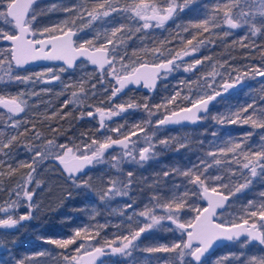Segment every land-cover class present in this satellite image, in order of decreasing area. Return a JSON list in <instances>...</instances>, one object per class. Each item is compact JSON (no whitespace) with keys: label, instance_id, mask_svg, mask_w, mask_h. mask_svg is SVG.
I'll list each match as a JSON object with an SVG mask.
<instances>
[{"label":"trees","instance_id":"1","mask_svg":"<svg viewBox=\"0 0 264 264\" xmlns=\"http://www.w3.org/2000/svg\"><path fill=\"white\" fill-rule=\"evenodd\" d=\"M97 1L75 0L74 3L69 2L66 6H78L82 2H86L87 6L91 8L95 6ZM7 2L8 0H0V10L6 7ZM148 2L163 5L167 0H148ZM119 3L125 5L131 3V0H119ZM227 3H229V0H191L183 11L178 10L173 18L165 23L163 27L150 28L147 31H135V27H139L140 23L134 24V20L127 19L126 15L123 16L122 20L117 18L119 16H113L110 19H103L102 21L92 23L91 26L82 27L77 31L78 34H82L76 38V43L92 40L94 45H100L106 39V32L110 36V29L123 23L126 25V31L128 29L132 30L131 38L129 39L125 36L124 42L119 45V54L123 56V62L129 61L134 63L135 66L141 63H154L158 60L157 54L152 51L154 47H161L162 45L165 49L181 50L182 46L177 35L178 30L180 37H183L185 40L191 38L194 33L201 31L191 27L193 23L212 16H215L219 20L223 13L222 11H216V9H223ZM61 6V0H51L49 2L38 0L33 8L36 11V19L32 27L34 29H43L62 25V22L70 19L73 14L66 12L68 16L62 18L60 14L62 13ZM231 7L233 15H236L242 9L245 11L255 9L253 3L249 1L246 3L245 0H239L237 4ZM259 21L260 17L257 16V27H260ZM214 23L215 21L210 20V31L197 35V41L205 40V43L200 45L198 51H196V55L186 62L178 63L182 66L168 73L166 79L162 80L161 78L158 88L153 93L145 94L129 90L121 97L110 99L113 86L104 79L106 69L104 73H101L96 69L90 68L87 63L82 62L80 66H85L84 68L80 69L77 66L72 71L65 70L61 72L60 80L56 83L53 81L42 83L33 77L32 93L27 95L25 99L28 106L20 116H13L12 121L8 120V116L11 114L0 108V140L7 141L12 135H18V139L12 143L11 147L5 149L6 152L11 153V156H0V160L4 161L3 165H0V169L5 173L0 176V209H8L7 211L0 210V216L7 215L12 216L13 219H18L19 216L26 215L31 211L30 219L20 221L17 224V229L11 232L6 231V233L0 236V264H18L21 261L23 264H37V262L39 264H66L63 259L64 255L79 257L80 253L75 252L74 249H76L77 244H80L81 241L77 240L76 244L69 245L67 249H61L55 245L45 243V240L70 238L73 236L75 230L83 227H87L91 235L101 231L99 224L108 218L107 211H105L103 204L99 200L84 196L80 190L64 191V194L58 197L50 206H41L33 211L26 205L25 207L21 206V203L26 204V202L22 196L18 197L16 194L20 191L19 185L24 182V179L30 172L28 168H19V162H31L32 160L33 153L29 151V147L43 145L48 139H54L57 145L63 144L76 149L74 145L82 147L84 144H90L91 139L100 140L98 136L100 133L98 131L99 114L95 111L97 107L107 110L118 104L119 101L125 104L134 102L137 105L147 103L152 107L156 103L166 100L174 92H178V90L187 93L190 99L195 92L193 90L194 86L191 84L192 80L196 79L198 82H201L203 80L201 74L204 71L207 72L210 64H215V71L218 76L222 73V69L238 72L239 74L247 72L248 75H244V81L248 82V86L215 104L205 117H210L215 111L218 112V115H227L252 104L257 110L256 118H261V111H264V80L255 81L254 77L256 74L249 71V69L258 67L264 70V28H261L260 32L253 34L251 28L248 26L237 29H228L226 26L216 28L213 27ZM76 25L80 26L81 24H77L76 21ZM185 28L188 30L184 31ZM0 29L10 31V25L0 20ZM224 31H228L230 34L224 36ZM50 35L51 33H45V37ZM124 35V33L118 34V36ZM197 41H194V44ZM6 47V45L0 42V50ZM111 47L109 46V50ZM196 59H201L203 62L196 65L194 70L185 72L183 66L194 62ZM46 68L59 70L61 67L50 66L17 71L21 75H31L32 73L42 72ZM87 71L90 74L84 73ZM109 80L115 81L111 76ZM5 84L6 82L0 83V93L9 95L4 89ZM11 85L13 87V83ZM26 86L28 85H24V88ZM81 87L83 88V93L80 91ZM73 92L86 98L83 99L82 103L69 102L72 101ZM189 99H185V101L179 99L178 103L173 104L174 110L190 106L191 102ZM65 102H69L66 107H64ZM134 110H136V114L132 113ZM90 111L93 112V116L91 117L87 115ZM168 111L169 108L154 109L153 116H163ZM251 112L252 109L249 108V112L242 113V116H247ZM54 113L55 115H53ZM125 113L131 119L132 116H136L138 113L149 120L152 119L151 116L146 115L147 112L142 107L128 109ZM211 117L201 119L200 123L193 128H163L166 133L176 132L181 129L182 132L197 131V134L190 135L192 136L191 140L183 148L179 147L180 143H171L167 148L155 147L154 151L159 149L160 154L157 156L155 162H151L147 168L143 169L141 173L142 182L139 184L140 188H138L139 195L151 200L154 193H159L161 201H165L173 193L182 194L185 187L195 189L196 186L187 184V178L183 176L170 174L165 178L160 174L173 167L180 169L190 167L192 164L197 163L201 157H204L210 147H224L230 140L242 141L244 142V147L250 148L252 151L259 150L260 146L264 145V140H261V135H264V129L253 128L250 124H229L227 122L220 124ZM110 120L109 123L108 121H104L107 126L106 131L113 138H117L119 136L118 133L109 132L108 128L112 124H116L115 122H122L123 117L117 116ZM13 121L22 122L16 128L9 127L8 125ZM144 128V132H139L138 135L132 136L131 140L142 143L155 130V122L152 121V123L147 124ZM52 129H58V131L53 132ZM21 132L24 135H19ZM37 132L40 133L39 139L35 135ZM246 133H252V135L245 136ZM113 148L120 149L115 146ZM110 150L111 148L106 152ZM207 159L212 160L213 158L207 157ZM51 160L53 159L37 162L35 165L36 172L33 173L34 179L32 184L29 185V190H34V192L41 190V188L36 187V183L43 169L48 165H54ZM9 164L13 169H18L11 175H8ZM229 168L236 170L239 168V165L235 161L231 165L221 163L210 168L206 175H221L224 178L225 175L230 173ZM241 171L246 173L248 170L241 169L237 171L236 174L240 177ZM257 173L260 176L259 168L257 169ZM59 175H61L64 181L67 180L61 173ZM260 182L262 183L260 184ZM208 183L209 186L213 185L211 180ZM263 188L264 180L259 177V179L253 182L251 191L257 190L264 193ZM13 201L16 202V207L12 206ZM152 202L155 203L154 201ZM193 202H195V206L203 208L200 197L189 196L187 198L189 205H192ZM262 203H264V198ZM155 212L157 215L166 214L162 208L155 209ZM195 215V212L186 207L181 211L180 219L181 221L192 220ZM252 220L258 221V217L249 219V222L251 223ZM167 224L169 226L172 225L171 221H161L153 229L143 233L136 243L141 244L143 247L168 244L170 242V235L161 236L164 230L163 227ZM145 235L146 239L142 238ZM166 237L169 238L165 239ZM244 241L246 240L235 241L217 250L209 256L214 258L210 264H216V261L224 256H228L229 259L223 260L222 264H247V260L251 256L264 255V252L261 251L264 246L248 243L245 247L242 243ZM41 252L45 254L39 255ZM111 257L115 258L116 264L128 263L127 261L124 262L118 254L107 255V258ZM137 258L136 262L142 264L141 259Z\"/></svg>","mask_w":264,"mask_h":264},{"label":"snow or ice","instance_id":"2","mask_svg":"<svg viewBox=\"0 0 264 264\" xmlns=\"http://www.w3.org/2000/svg\"><path fill=\"white\" fill-rule=\"evenodd\" d=\"M191 2V0H167L163 5L155 2H148V0H131V3L121 5L119 0H98L95 6L89 8L86 2L77 5L66 6L63 11L72 13L70 19H66L62 22V25L56 27H46L43 29H34L32 27L33 22L36 19V11L33 9V4L36 0H8L6 7L0 10V20L8 23L12 31H5L0 29V42H9L8 46L3 50H0V83L5 82V76L9 81H16L20 83L34 82L33 77L42 83H50L53 80H60L59 75H51L52 68H48L43 72H37L29 74L13 75V68H24L26 65L36 61H63L68 68L75 66L74 62L79 57H84L91 64L96 65L101 73H104L105 66H108V75H111L115 80V87H113L110 99L114 98L118 93L123 91L129 84L139 85L141 81L146 88H154L156 79L158 76L166 77V75L173 70L181 67L177 61H183L185 56L194 55L198 51L200 45L205 43V40L197 41V35H202L205 32H209L210 20L215 21L213 27L220 28L226 26L228 29H237L248 26L251 28L253 34L261 31L264 28V0H254L257 7L252 11L240 10L236 15H233L232 5L237 4L239 0H229V3L225 4L223 9L217 8L216 11H222V17L217 20L215 16L205 18L200 22L193 23L191 27L201 30L198 33H194L191 38L184 39L178 37L181 43V50L165 49L161 47H154L152 51L157 54L159 62L149 66L146 63H142L139 66L128 67L123 62V56L119 55V45L124 42L125 36L131 38V29L126 31V25L121 23L113 26L110 29V36L105 33V41L100 45H94L92 40L82 41L75 43L73 37L76 32L82 27L91 26V24L105 17L112 16L113 13L129 14L127 19L134 20L139 19L144 21L139 27H135V31H141L142 29L161 28L164 24L173 18L177 11H183L184 8ZM247 3L248 0H245ZM257 16L260 17V27H257ZM10 18V19H9ZM90 18V19H89ZM82 21L80 26L76 25V21ZM188 29L185 28L184 31ZM45 33H51L50 36L45 37ZM124 33V36H118V34ZM230 33L224 31L223 35L228 36ZM206 39V38H205ZM194 41H197L194 44ZM186 45V47H185ZM109 46H112L109 50ZM6 53V54H5ZM111 53V55H110ZM113 61L120 63L121 67L125 71L117 72L116 66ZM201 59H196L194 62L187 63L183 66L185 72L194 70L196 65L201 64ZM7 66V67H5ZM66 69L61 67L60 72H64ZM256 75L264 76V71L255 67L249 69ZM243 75L247 76L245 72ZM241 77L238 75L234 78L233 83L224 82L219 85L224 91L229 88L235 87V84L240 82ZM95 87V85H93ZM207 87L211 88L212 83H207ZM47 91V90H45ZM81 93L83 88L81 87ZM221 95V92L215 91L214 94H208L206 97L196 99L191 102L190 107L180 108L179 111L172 110L170 114L164 115L162 118L155 122V126L167 124H177L182 121H189L196 123L198 120L205 119L199 113H207L208 103L214 100L216 96ZM24 93H17L16 95H5L0 93V108L6 109L8 114V120L12 121L13 116H17L25 111L28 106L27 100L23 99ZM180 96L179 92H176L172 96L168 97L164 104H158L150 107L147 103L143 105H137L134 102H128L127 104L118 103L112 108L104 109L101 107L96 108V113L99 114L100 126L103 129L105 127V118L111 119L113 116H118L128 109H136L142 107L150 117L154 114V109L166 107L167 105L175 103L177 97ZM86 97L79 96L76 92L72 93L73 103H82ZM184 99H189L185 96ZM65 102L64 107L67 106ZM249 108L252 112L247 116H242V113H248ZM195 110V111H194ZM257 110L252 104H249L242 109L232 112L227 115H217L212 117L217 123L224 124H250L253 128L264 129V111H261L260 119L256 118ZM55 115V113L53 114ZM83 115V114H82ZM89 117L93 116V112H88ZM22 121H13L8 126L16 128ZM146 123H152L151 120ZM53 132H57L58 129H52ZM109 132L120 133L117 138H113L110 135H105L102 140L91 139L90 144H84L82 147L75 146L76 151L72 147L67 145H57L54 139H48L43 145H34L29 147V151L33 153L31 162L23 161L19 162V168H28L30 172L27 174L24 182L19 185L20 191L17 192V196L25 200L29 209H32L34 205L31 203L34 190H29V185L33 182V173L36 172L35 165L38 161L42 160H58L63 165V171L68 175L69 180L76 187H91L87 180L77 179L79 173H81L85 167L93 165L94 163H104L105 153L108 149L119 147L122 151L119 157L112 155L113 160L118 162L113 164L112 167L120 171V165L125 160L130 161L143 166L142 162L155 159L157 153L154 151L155 144L151 141V137L145 140V143L140 148L136 147L139 141H132L131 137L138 135L139 132H144L145 128L139 124L133 125L130 130L121 132L120 127H109ZM19 135H24L23 132ZM36 138L39 139L40 133H35ZM215 135V133H213ZM252 133H246L245 136H251ZM18 139V135H12L7 141L0 140V156L10 157L11 153L6 152L5 149H9L14 141ZM261 140H264V135H261ZM159 144L167 145L168 140H159ZM188 141L181 142L179 147L186 146ZM90 150V151H89ZM79 153V154H77ZM207 157H212V160H208ZM243 157V159H241ZM223 158V159H222ZM235 161L239 168L233 170L229 168L232 176H235L237 171L241 169L248 170L246 173L241 171L240 175L243 180L241 183L234 184L233 187H229V183L222 182L218 185L213 184L209 186V181H223L221 175H206L210 168L215 165L225 163L231 165ZM4 161L0 160V165H3ZM11 175L18 169H13L8 165ZM260 169V177L264 180V145H261L259 150L252 151L250 148L244 147L242 141H228L224 147H210L205 153L204 157H201L197 163L192 164L186 169H180L173 167L169 170L163 171L160 175L162 177H168L170 174H177L187 178L186 183L195 185V189H189L185 187L182 194L173 193L172 196L165 201H161L159 193H154L151 197V203L146 205L144 210L138 213V216L144 217V221L140 223L142 226L138 228L129 227L128 233L117 237L119 243L116 240L112 242L105 241L103 245L95 246L92 244L85 245L84 241L91 238V234L87 227H83L74 231V234L70 238L60 239H47L45 243L55 245L57 248L67 249L69 245L76 244L77 240L81 243L77 244L75 252L80 253V256L64 255L63 259L66 264H80V261L87 257L86 264H95L96 260L101 256L118 254L122 258H128L133 256V252L136 250H142L145 253H175L174 257H165V264H201L202 257L209 251L210 248L217 242L222 240L234 241L239 240L241 235H246L247 240L242 242L243 246H247L248 243L253 241L259 245L264 246V224H259L258 221H264V203H261L258 210L250 212L246 211V216L240 218V222L230 223H216L213 221V217L216 216V209L222 207L224 202L227 201L230 196L247 188L252 183V178L257 176V169ZM5 173L0 169V176ZM133 171H127L125 180H109L106 188L101 190L100 199L109 200L114 199L117 196L129 195V190L133 183L132 177ZM40 183L37 181L36 187H39ZM219 189H228V193L224 194ZM189 196H198L207 200V207L200 208L195 206V202L192 205L187 203ZM264 196V193H261ZM12 206L16 207V202H12ZM252 202L248 203V208H251ZM127 207L131 208L132 204H128ZM189 208L195 212L196 215L192 220L181 221L180 213L183 209ZM162 208L165 211V215H155V209ZM7 211L8 209H0ZM134 214H136L134 212ZM123 215V212H121ZM249 223V219L256 218ZM31 218V211L26 215L19 216L18 219H13L12 216H8L5 219H0V228H14L22 221ZM132 219L131 216L128 217ZM168 220L176 226V229L180 230L181 236L186 235V240H180L171 244H157L150 245L141 248L136 241L139 240L141 235L151 229L155 225L160 224L161 221ZM189 229H192L189 231ZM83 250V251H81ZM264 252V248L261 249ZM41 252L39 255H44ZM158 259H160L158 257ZM229 259L228 256H224L216 261V264H222L223 260ZM23 264V262H18ZM39 264V262H37ZM101 264H104L101 261ZM116 264V262H114ZM132 264H138L133 261ZM247 264H264V255H253L247 260Z\"/></svg>","mask_w":264,"mask_h":264},{"label":"rangeland","instance_id":"3","mask_svg":"<svg viewBox=\"0 0 264 264\" xmlns=\"http://www.w3.org/2000/svg\"><path fill=\"white\" fill-rule=\"evenodd\" d=\"M40 1L49 2L51 0H40ZM248 1L253 3L255 8L257 7V4L254 2V0H248ZM125 15L128 16L129 14L125 13ZM103 19L105 18L98 19L94 21L93 23L102 21ZM138 22L140 23V25L144 23V21H141L138 18L134 19V24ZM77 24H82V21L77 20ZM147 30L149 29H142V31H147ZM81 34L82 33L77 34V37H79ZM155 62H158V60H156ZM113 63L116 66L117 72L125 71V69L121 67L120 63H118L117 61H113ZM124 64L127 65L128 67L135 66L134 63L129 62V61L124 62ZM78 67L82 69L85 66H80L79 64ZM46 69L42 70V72L45 71ZM215 70H216L215 64H210L208 66L207 72L204 71L201 74V78L203 79L201 82H198L196 79L192 80L191 84L194 86L193 90L195 92L193 94V97L189 99L190 102L196 99L202 98V97H206L208 94H212L213 92L219 90L220 89L219 85L224 82H227V81L234 82V78L238 75L241 77L240 81L245 80V76L243 74H239L238 72H232L230 70L222 69L221 70L222 73L218 76L216 75ZM107 72H108V68L106 69V74L104 76V79H106L107 83H111L112 86L115 87L116 86L115 81L109 80V77L111 75H108ZM16 73H19V72L13 69V75H15ZM60 73L61 72L58 69H53V72L51 73V75L60 76ZM84 73L90 74L88 71ZM166 78L167 76L162 78V80ZM58 81L59 80H53V82L55 83ZM5 82L6 84H5L4 89L6 90V93L9 95H16L17 93H24V96L22 98L26 99V96L32 93L31 92L32 86H33L32 82L26 83L28 85L26 86V88H24V85H26L25 83L9 81L7 76H5ZM12 83H13V87L11 85ZM207 83H212V87L211 88L207 87ZM178 92L180 93V96L177 97L175 103L176 102L178 103L179 99L185 101L184 97L185 96L188 97L187 93L180 92L179 90ZM175 93L176 92H174L173 94ZM115 97H117V95ZM164 102L165 100L162 102H158L155 105L164 104ZM118 103H123V102L119 101ZM173 104H170V105H167L166 107H161V108L162 109L169 108L168 113H170L172 110H174ZM132 113L136 114L137 112L136 110H134ZM217 115H218V112L215 111L213 112V114L210 115V117L211 116L214 117ZM118 116L123 117L122 122H115L116 124H112L110 127H120L121 132L130 130L132 126L136 124H139L143 128L147 124H149V123H146V121H148L149 119H147V117L141 116V114L139 113L136 116H132V119L129 118L128 114H126L125 112H123L122 115H118ZM114 117H117V116H113L111 119H113ZM161 117L162 116L151 115V118H152L151 120L153 122H156ZM210 117H207V119ZM105 121H108L109 123V121L111 120L105 118ZM98 123H99L98 131L100 132L98 136L100 137V140H102L105 135H109V134L106 131L107 126L105 123H104L105 127L103 129L101 128L99 118H98ZM195 134H197V131L182 132L181 129L176 132L166 133L163 128L156 127L155 130H153L148 137H151V141L155 144V147L157 146V147L167 148V146L171 143H181L184 141H189L192 138V136L190 135H195ZM118 135H120V133H118ZM164 139L168 140V144L166 146L158 143L159 140H164ZM144 143H145V140L142 143L136 144V147L140 148L141 146L144 145ZM73 150L76 151V149H73ZM121 151L122 149L111 148L110 151L105 153L104 163H94L93 171L91 173H89L88 175L84 177L77 178L78 180L80 179L87 180L91 187H76L73 185V183L69 179L64 181L61 175H59L60 173L59 170L54 165H48L47 167L43 169V172L39 174L38 182L40 183L39 188H41V190H36L34 198L32 199V202H31L34 205V207L31 210L32 211L37 210L41 206H45V207L50 206L56 201V199H58V197L64 194V191L70 192L71 190H74V191L80 190L84 196L92 197L94 199L99 200L103 204V208L105 209V211H107V215H108V218H106L99 224L101 226V231L96 232L95 234L91 235V238L89 240L84 241L85 245L92 244L95 246H100V245H103L105 241L112 242L113 240H116V243H119V240H117L116 238L122 235H126L128 233L130 226L132 228H138L142 226L140 222L144 221V217L138 216V213L144 210L145 206L149 205L150 202L153 203L150 199L139 195L138 188H140L139 184L142 182L141 173L143 169L147 168L151 162H155L157 156L160 154V150L156 149L155 150V152L157 153L156 158L148 160L147 162H142L143 163L142 167L138 164L131 163L130 161L125 160L120 165V171H117V169L112 167V165L117 163L118 161L113 160L112 155L119 157V154ZM109 153H111L112 155H109ZM130 170L133 171L134 175L132 177L133 183L131 185V189L129 190V195L117 196L114 199H109V200H101L100 199L101 190L107 187L109 180L110 179L111 180H125L127 179L126 173L127 171H130ZM259 177H260L259 173H257V176L252 178V183L247 188L231 196L232 200L229 203L228 208L222 214L218 215L217 217V221L219 223L240 222V218L242 216H246V211L250 212V211L256 210L259 207V205L263 201L264 196H261L262 192L260 191H257V190L251 191L253 182L259 179ZM222 182L229 183V187H233L234 184L241 183L243 182V180L237 174L235 176H232L231 173H228L227 175L224 176L223 181H212V183L216 185ZM261 183L262 182H260V184ZM219 191L228 193V189H219ZM250 201L252 202L253 206L251 208H248V203ZM128 204H132V207L131 208L127 207ZM25 205L27 206V203L26 204L21 203V206L25 207ZM121 212H123V215H121ZM134 212L136 214H134ZM154 214L157 215L156 212H154ZM129 216L132 217L131 220L128 219ZM7 217H8L7 215L0 216V219H5ZM12 229L13 230L17 229V225L16 227ZM163 229L164 230L161 236L170 235V242L168 244H171L173 242H178L180 240H184V236H181L180 230L176 229V226L174 224H172L171 226L167 224L163 227ZM4 233H6V231L3 228H0V236L3 235ZM145 237L146 235L143 236L142 238H145ZM168 238L169 237H166L165 239H168ZM139 245L141 246V248H143L141 244ZM174 256H175V253L148 254V253L143 252L142 250H136L133 252L132 257H128V258L121 257V259L124 260V262L127 261L128 263L126 264H132L133 261H136L137 257H139L137 259H141L142 264L143 263L144 264H155V262L156 264H165L163 258L174 257ZM158 257L160 259H158ZM213 259L214 258L212 257H209V258L207 257L201 262V264H210V262L213 261ZM114 262H116L115 258L111 257V258H107L104 261V264H114Z\"/></svg>","mask_w":264,"mask_h":264},{"label":"water","instance_id":"4","mask_svg":"<svg viewBox=\"0 0 264 264\" xmlns=\"http://www.w3.org/2000/svg\"><path fill=\"white\" fill-rule=\"evenodd\" d=\"M33 5H34V4H33ZM9 19H10V18H9ZM168 21H169V20H168ZM46 37H48V36H46ZM74 37H75V36H74ZM74 37H73V40H74ZM2 43L5 44V45H8V44H9V42H7V41H2ZM195 55H196V52H195L194 55L185 56L183 61H177V63H183V62H186V61H188L189 59H192ZM82 62L87 63V65H88L90 68H92V69H96L97 71H99L96 65L91 64V62L88 61L87 59H85L84 57H79V58H77V59L75 60V62H74L75 66L72 67V68H68L67 65L64 64L63 61L56 60V61H36V62H33V63H30V64L26 65L24 68H14V69H15V70H18V71H26V70L33 69V68L48 67V66H58V67H63V68H65L67 71H72V70H74V69H75L80 63H82ZM154 63H157V62H154ZM154 63H146V64H148L149 66H151V65L154 64ZM141 64H142V63H141ZM139 65H140V64H139ZM139 65H137V66H139ZM107 68H108V66H105V69H107ZM262 71H264V70H262ZM99 72H100V71H99ZM162 76H163V73H161V76H158V77H157L154 88H146V87H144V83H143V81H141L139 85H135V84H129V85H127V87H125V88L123 89V91H121L120 93L117 94V97H121V96H123V95H124L127 91H129V90L139 91V92H143V93H145V94L153 93V92H155V90L158 88ZM254 79H255V81H262V80H264V76L256 75V76L254 77ZM227 82H229V83H233V82H231V81H227ZM116 86H117V85H116ZM247 86H248V82L243 80V81H240V82L236 83V84H235V87L229 88L227 91H224L223 88L220 87V89L217 90V91L221 92V95L216 96V98H215L214 100H211V101L208 103V111H207V113H203V112H201V113H199V115L202 116V117H205V116L209 113L210 109H211L215 104H217V103L220 102L221 100L225 99V98L228 97L229 95H231V94H233V93H236V92H238V91H241L242 89H244V88L247 87ZM212 94H214V92H213ZM190 106H191V105H190ZM190 106H188V107H190ZM1 109H2L3 111L6 112V109H3V108H1ZM177 111H179V110H177ZM194 111H195V110H194ZM21 114H22V113H20V114L17 115L16 117L20 116ZM167 114H170V113H167ZM165 115H166V114H165ZM163 116H164V115H163ZM163 116H162V117H163ZM162 117H161V118H162ZM200 121H201V120H198L196 123H192V122H189V121H182V122L177 123V124L160 125V126L157 127V128H167V129H173V128H193V127H196V126L200 123ZM51 162H52V164L55 165V167L59 170V172H60L64 177H66L67 179H69L67 173H66L65 171H63V165H61V164L59 163L58 160H51ZM92 170H93V165H90V166L85 167V169H84L81 173L78 174L77 178H81V177H84V176L88 175ZM223 193H224V192H223ZM224 194H226V193H224ZM200 199H201V201H202L203 208H204V207H207V200H205V199H203V198H200ZM230 201H231V196H230V198H229L227 201L224 202V204H223L222 207H218V208L216 209V216L213 217V221H214V222L219 223V222L217 221V217H218V215L222 214V213L227 209V207H228ZM259 222H260V224H264V221H259ZM249 223H250V222H249ZM258 227H259V225H258ZM3 229H4L5 231H8V232H11V231L13 230L12 228H3ZM191 230H192V229H189V231H191ZM186 238H187V237H186V235H185V236H184V240H186ZM243 239H244V240H247L248 238H247L246 235H241L240 238H239V240H243ZM239 240H234V241H227V240L217 241V242L212 246V248H210L209 251H208L207 253H205L204 257H202L201 262H202L205 258H207V257H209L210 255H212L213 253H215L217 250H219V249H221V248H223V247H225V246H227V245H229V244H231V243H233V242H235V241H239ZM251 244H253V245H259V244H258L257 242H255V241L251 242ZM79 256H80V255H79ZM106 258H107V255H106V256H101V257H99V258L96 260L95 264H101V261L104 262V261L106 260ZM87 260H88V258H87V257H84V260L80 261V264H86V261H87Z\"/></svg>","mask_w":264,"mask_h":264},{"label":"flooded vegetation","instance_id":"5","mask_svg":"<svg viewBox=\"0 0 264 264\" xmlns=\"http://www.w3.org/2000/svg\"><path fill=\"white\" fill-rule=\"evenodd\" d=\"M62 1V6H61V11H62V13H60L61 14V17L62 18H66V16H68L67 14H66V12H64L63 11V8L64 7H66V5H68V3L69 2H73L74 3V1L75 0H61ZM37 2H38V0H36V3L33 5V8H34V6L37 4ZM97 3H98V1H97ZM76 4V3H75ZM113 16H119V17H117V18H120L121 20L123 19V16H125V14L122 16L121 14H119V13H115V14H113L112 16H109V17H105V19H110V18H112ZM168 22V21H167ZM166 22V23H167ZM13 29L11 28V26H10V31H12ZM77 32H76V35H75V37H74V42L76 43V38H77ZM2 43V42H1ZM3 44V43H2ZM5 45V44H4ZM6 46H8V45H6ZM48 67H50V66H48ZM14 69V68H13ZM260 224V222L258 221V225Z\"/></svg>","mask_w":264,"mask_h":264}]
</instances>
